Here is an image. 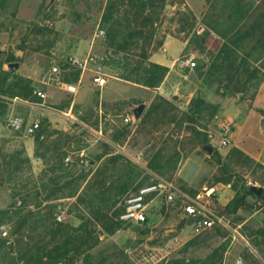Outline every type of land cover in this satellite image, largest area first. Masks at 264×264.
Listing matches in <instances>:
<instances>
[{"label": "rangeland", "instance_id": "374dc122", "mask_svg": "<svg viewBox=\"0 0 264 264\" xmlns=\"http://www.w3.org/2000/svg\"><path fill=\"white\" fill-rule=\"evenodd\" d=\"M20 1L0 0V73L9 71L4 61L13 55L19 63L14 73L31 80L27 75L32 66V71L37 70L32 77L44 81L39 83V88L48 95L47 98L32 95L26 99L3 97L4 102L0 106V214L54 216L62 213L59 223L77 226L82 219L93 220L85 208L89 201L85 196H91L93 190L98 188L96 186L101 184L104 191L111 195L108 203L114 204L105 211L106 217L118 221L125 197L136 187L156 177L170 179L182 190L190 191V194L202 200H210L214 193L211 189L215 185L213 176L216 168L198 142L203 134L208 138V133L217 125L214 116H218L219 108L214 100L218 97L238 99V95L221 92L214 75L210 74V80L207 78L209 64L223 44L227 42L229 45L221 35L236 33L242 26L247 29L253 23L251 15L258 14L263 8V0H202L204 10L198 17L185 4V0H174V6H167L161 22L151 28L147 47L150 53L156 50L167 33L185 41L181 59L192 55L195 60L192 69L185 67L184 72L188 75V80L184 81L186 86L177 82L176 86L171 87L167 81H163L155 90L145 89L121 80L119 71L109 65L107 72L114 78H110L102 90L91 89L89 74L85 73L81 82L83 87L74 96L65 93L63 85L77 81L80 72H66L62 61L68 54L55 59L52 52L63 41L68 42L59 40L58 35L63 34L67 39H74L76 53L84 55L92 50L111 57V50L104 47L105 35L93 40L95 32L102 29L101 17L107 0H53L51 3L50 0H36L37 5L28 9L22 7ZM238 12L241 14L234 16ZM203 31L207 36L201 49L197 36H202ZM131 53L137 54L135 51ZM121 55L115 54L114 57ZM53 65H58L61 72L53 74L50 70ZM231 72L227 68L221 73L229 75ZM31 83L33 87L32 80ZM190 87L195 90L191 98L198 93L210 106L207 111H201L196 118L197 123L192 124L200 132L199 135H193L184 127L178 130L175 124L166 120L173 116L182 124L184 117L181 113L188 112L190 100L178 98V94L191 90ZM160 97L172 102L174 108L166 107ZM243 97L244 101H251V90H246ZM139 103L145 104L144 110L153 103L162 104L159 111L162 114L161 111H165L167 118L162 122L157 119L146 126L139 125V119L135 121L131 114V109ZM18 108L29 110L31 114L24 115ZM14 115L25 121H38L39 130L32 136H25L5 129V119ZM126 117L128 121H125ZM182 125L188 124L184 121ZM28 140L32 144H27ZM123 144L133 157L139 153L137 160L144 166L142 176L137 165L124 156L116 154L114 157H104ZM158 149H164L162 153L166 158L173 151L179 153V162L172 175L159 174L147 167ZM94 150H99L96 157ZM67 156L70 165L65 166L63 160ZM101 158L93 171L89 162ZM106 161H113L118 170L107 172L104 167ZM236 168L249 185H264L263 166L246 164ZM124 175L129 178L122 179ZM140 176L142 180L134 188L125 190L129 185L127 180L139 179ZM53 177L56 184L51 182ZM111 177L115 178L111 180ZM107 181L110 187L106 186ZM47 186L48 190L44 191L43 188ZM54 187H59V191L45 198L46 193ZM157 204L150 208L148 219L142 225L120 222V228L112 234H101L100 226L95 225L99 234L93 236L81 252L72 256L71 264H84L85 256L88 257L87 264H199L215 252L214 264H222V251L230 243L226 232L180 227L181 215L177 204L163 201ZM2 224L9 225V234L0 239L9 246L12 244V225L9 222ZM18 264L24 263L19 261Z\"/></svg>", "mask_w": 264, "mask_h": 264}, {"label": "trees", "instance_id": "16d2710c", "mask_svg": "<svg viewBox=\"0 0 264 264\" xmlns=\"http://www.w3.org/2000/svg\"><path fill=\"white\" fill-rule=\"evenodd\" d=\"M167 6H174V0H107L101 17V28L105 31L104 47L111 50V57L107 56L109 65L112 69L119 71L121 80L151 90L157 89L162 84L168 68L148 60L150 51L147 47L149 45L147 44V37L151 33L152 26L158 25L163 19L168 10ZM239 14L241 12L234 16ZM183 16L186 20L188 19L187 16ZM251 16L253 23L247 29L242 26V28H238L241 30L235 31L236 33L221 35L225 41H228L229 45L227 42L223 44L218 54L213 56L207 73L209 80L211 75H214L220 85L221 92L233 96L238 95V100L241 101L244 99V92L248 89L251 90L254 97L264 77V6L258 14L253 13ZM190 17L194 20L192 14ZM167 34L173 36L170 33ZM206 36V32L202 36H197V44L201 49ZM160 45L161 43L155 49L159 48ZM233 47L239 52H236ZM130 50L137 52V54L131 55ZM119 53L122 55L114 57L115 54ZM4 62L9 64L18 62V59L12 55L7 57ZM227 68L232 72L229 75H222L221 72ZM33 91L31 80L17 76L15 73L10 75L9 71L6 70L0 73V106L4 102L3 97L25 99L31 98L32 95V97H37ZM159 99L166 107L174 108L172 102L161 97ZM161 107L162 104H151L143 111L137 123L146 126L151 123V120L159 119L162 122L167 117L165 118V111H161L163 114L160 113ZM209 108L210 106L205 103L204 99L196 93L189 101L188 112L181 113L184 117L182 124L186 121L187 126L180 125L173 116L166 120L175 124L178 130L184 127L193 135H199L200 132L192 124L197 123L196 118L200 116L201 111H207ZM198 144L201 147L210 145L205 134L201 136ZM163 150L158 149L153 153L147 167L159 174L169 173L172 175L179 162V153L173 151L166 158L162 153ZM209 158L216 168V173L213 176L214 183L229 185L234 192L233 198L223 205L215 201L213 196L211 197L209 206L217 214L229 215L239 209L256 211L260 205L264 204V189L259 196H256L245 188L246 179L236 170L238 169L236 167H243L246 164L261 167L258 162L233 146L225 155L213 148ZM51 182L56 184L54 177ZM96 187L98 188L93 190L91 196L87 194L85 196L89 200L86 202L85 208L93 220L82 219L77 226L56 222L53 215L0 214V225L6 222L12 225V244L7 246L5 240L0 239V264H18L19 261L24 264H71L72 256L81 252L82 248L93 239V236L99 234L95 225L100 226L101 234H112L118 230L121 225L120 221H111L105 214V211L114 205L108 203L110 196L104 191L101 184ZM59 189V187L51 188L46 193L45 198H49ZM43 190H48V186L44 187ZM90 191L92 192L91 189ZM248 197H251L253 202L247 201ZM144 223L146 221L138 224ZM215 256L216 252L211 257L208 255L199 264H214ZM83 262L84 264L89 263L88 257L85 256Z\"/></svg>", "mask_w": 264, "mask_h": 264}, {"label": "crops", "instance_id": "0c3cea01", "mask_svg": "<svg viewBox=\"0 0 264 264\" xmlns=\"http://www.w3.org/2000/svg\"><path fill=\"white\" fill-rule=\"evenodd\" d=\"M36 0H21L20 5L24 8L28 7H34L37 5L35 3ZM185 4L191 8V11L193 14L198 17V15L201 14V12L204 10V7L202 6V0H185ZM208 25V24H207ZM59 40H68V42H62L59 47H55L52 54L53 58L58 59L63 54H77L82 55L81 53H76L75 49V42L74 39H67L63 36V34L58 35ZM186 42L174 37L167 35L159 48L152 51L149 55L148 60L152 63L164 66L168 68V71L165 75V78L163 81H167L171 87L176 86L177 82H182L184 86L186 84L184 83L187 79V73L184 71L186 70L185 67L182 65L181 61V54L185 48ZM58 45V44H57ZM92 47V43L90 45V48ZM31 66V64L29 65ZM32 66L30 67V73H28V77L33 82V87L35 89H38L42 91L45 95V98H47V92H45L43 89L39 88V83H44V81L37 80L36 78H33L32 76L35 74L37 70L32 71ZM66 72H64L65 74ZM66 76L67 73L65 74ZM65 78V77H64ZM77 82V81H74ZM106 86V85H105ZM188 86V84H187ZM83 87L81 85L79 89ZM91 88V87H90ZM191 90L182 91L178 95V98L183 97L186 101L190 100L192 94L194 93V88L190 87ZM93 90L94 89L91 88ZM103 89V88H102ZM100 89V90H102ZM79 91V90H78ZM172 98L176 99L175 95L171 96ZM219 99H215L214 102L219 108L218 116L221 121L227 122L229 124V132L227 134V138L229 140L228 146L224 148H219L217 146L218 143V137L214 138L212 142H210V145L218 150L222 155H225L230 147H236L239 150H241L245 155H247L249 158L253 159L254 161L258 162L261 166L264 167V130L261 129L260 123L263 119L264 115V77L261 81L258 90L256 91L253 99L251 101H244V100H238V99H231L227 97H218ZM18 110L25 114H31L29 110L23 111L22 109ZM28 117V116H26ZM27 121V120H26ZM35 121V120H32ZM30 122V121H27ZM217 125L213 129L212 133L216 134L217 132ZM26 142V141H25ZM32 144L31 140L27 141V144ZM112 144V142H110ZM126 146H120L118 149L114 148V152L104 155L105 158L107 157H114L116 154H120L124 156L129 161L133 162L140 170L141 176L143 175L144 166L142 163L139 162V153L133 157L129 153V149H125ZM99 150H94V156L96 157V154H98ZM103 158L100 160L93 159L91 162H89V166L93 167V171L96 170V168L99 165V162H101ZM125 163V162H124ZM123 166V165H122ZM105 170L107 172H113L114 170L117 171L118 168L116 167L115 163L113 161L107 162L104 165ZM120 172V169H119ZM138 178H130L128 181L129 185H127V188L125 190H130L132 187L134 188L139 181L142 180V177ZM115 178V177H114ZM111 177V180L114 179ZM122 179H128L129 177H126L125 175L121 177ZM109 181L106 182V186L109 185ZM147 184V183H146ZM144 185V184H143ZM142 185L138 186L141 187ZM245 186H249V183L247 182ZM110 187V185H109ZM136 187V189L138 188ZM258 187H261L262 190L264 189V185H258ZM135 189V190H136ZM124 190V189H123ZM134 190V191H135ZM214 191L213 197L214 200L217 201L219 204H226L231 198L234 196V192L230 189L229 185H223L220 183H215L214 186H212V189ZM133 192V191H132ZM262 193V192H261ZM107 196V195H106ZM108 196L111 195L110 193ZM207 201H209L207 199ZM247 201L250 203L253 202V199L251 197L247 198ZM161 201L158 199L152 200L148 205L147 210V218L149 215V210L152 206L157 205ZM179 226L180 222L184 220L181 212L179 213ZM257 215H264V212H260L258 210L256 211H246L239 209L236 212L227 215L229 218L232 219V221L237 225L240 226L241 232H243L249 240V244L251 245L252 249H249L245 244L239 240L230 242L222 251V258L221 262L222 264H234L236 259L241 258L243 264H264V217H255ZM238 218H237V217ZM182 227H187L189 224L186 223V221H183ZM180 226V227H181ZM248 229V231L246 230ZM219 230V229H215ZM263 236H262V235Z\"/></svg>", "mask_w": 264, "mask_h": 264}, {"label": "built area", "instance_id": "2783aa9c", "mask_svg": "<svg viewBox=\"0 0 264 264\" xmlns=\"http://www.w3.org/2000/svg\"><path fill=\"white\" fill-rule=\"evenodd\" d=\"M105 31L98 29L93 37L103 38ZM183 67L192 69L195 66V60L192 55L184 56L181 59ZM109 59L103 53L93 52L89 50L86 54L79 56L68 54L63 58L62 66L66 72L78 70L80 72L77 82H68L63 85V90L69 95H76L79 87L82 85V76L85 73L89 74V87L94 89H102L113 75L107 72L109 68ZM53 74L61 72L58 65H53L50 68ZM33 93L39 98H45L42 91L34 89ZM217 120L216 134L209 132L208 138L212 142L216 136L218 137L217 146L224 148L228 146L229 140L227 134L229 132V124L220 120L219 116L215 115ZM126 117L125 121H128ZM5 129L13 132L22 133L25 136L34 135L40 128L38 121L26 122L18 115L9 116L4 121ZM82 162V159L80 160ZM65 166L70 165V158L67 156L63 160ZM158 199L166 204H177L184 221L189 226L196 230H211L219 229L227 233L230 242L239 240L249 249L248 237L241 232L240 226H237L227 215L217 214L210 206L209 201L190 194L186 190L179 188L172 180L162 177H156L151 182L138 187L135 191L129 193L123 200L122 210L119 212L118 221L124 223H140L146 221L147 210L149 203ZM20 205V201L17 202ZM258 211L264 212V204L260 205ZM62 213H56L54 220L62 221ZM9 234V225H0V237L6 238ZM76 264V263H75ZM234 264H243L242 259H236Z\"/></svg>", "mask_w": 264, "mask_h": 264}, {"label": "water", "instance_id": "95a60500", "mask_svg": "<svg viewBox=\"0 0 264 264\" xmlns=\"http://www.w3.org/2000/svg\"><path fill=\"white\" fill-rule=\"evenodd\" d=\"M53 0H50L49 3H51ZM8 68H9V74H13L14 71L19 67V63L17 62H13V63H9L8 65ZM145 108V104L144 103H139L137 104L135 107H133L131 109V114L133 116V119L136 121L140 118L143 110ZM260 127L262 130H264V115H263V119L260 123ZM203 150H205L207 152L208 155H210L213 151V148L211 145H204L203 147ZM245 188H247L248 190H250L251 192H253L256 196H259L262 192V188L261 187H258V186H255V185H249V186H245ZM183 221L182 220L180 222V226L183 224Z\"/></svg>", "mask_w": 264, "mask_h": 264}]
</instances>
